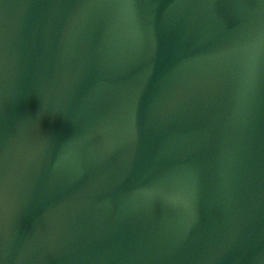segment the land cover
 I'll use <instances>...</instances> for the list:
<instances>
[{"label":"water","instance_id":"95a60500","mask_svg":"<svg viewBox=\"0 0 264 264\" xmlns=\"http://www.w3.org/2000/svg\"><path fill=\"white\" fill-rule=\"evenodd\" d=\"M0 264H264V0H0Z\"/></svg>","mask_w":264,"mask_h":264}]
</instances>
